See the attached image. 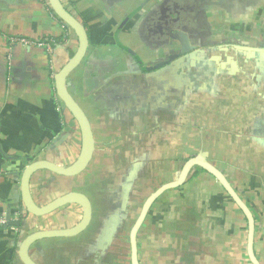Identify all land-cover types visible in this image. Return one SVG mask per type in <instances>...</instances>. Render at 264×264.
I'll list each match as a JSON object with an SVG mask.
<instances>
[{
  "label": "crops",
  "instance_id": "1",
  "mask_svg": "<svg viewBox=\"0 0 264 264\" xmlns=\"http://www.w3.org/2000/svg\"><path fill=\"white\" fill-rule=\"evenodd\" d=\"M61 2L88 36L66 86L89 119L94 152L84 173L73 177L36 171L30 191L40 205L80 191L91 201L92 217L78 235L34 242L32 259H113L116 251L109 249L129 246L144 199L200 155L250 208L254 252L264 264V0ZM178 33L195 52L193 62L184 56L175 66L169 57L182 47ZM18 37L33 43L12 40ZM37 41L48 42L51 51ZM76 48V35L46 0H0V264H23L18 248L27 233L70 227L81 217L74 204L34 217L15 197L29 162L65 166L78 155V125L54 88L56 72ZM228 55L237 63L234 74L228 64L220 66ZM8 211L11 221L25 223L8 224ZM246 236L242 211L211 174L193 167L181 186L152 204L137 234L138 260L251 264Z\"/></svg>",
  "mask_w": 264,
  "mask_h": 264
},
{
  "label": "water",
  "instance_id": "2",
  "mask_svg": "<svg viewBox=\"0 0 264 264\" xmlns=\"http://www.w3.org/2000/svg\"><path fill=\"white\" fill-rule=\"evenodd\" d=\"M47 4L51 8L54 15L63 23L66 27L74 32L77 38V48L67 59V61L60 67L54 76V88L55 93L67 111L76 121L80 131V149L77 157L73 162L68 165H60L55 162L46 159H36L29 162L21 172L20 176V191L15 195L18 202L21 203V208L34 217H42L48 215L55 210L67 206L78 205L81 208V217L74 225L65 228H51L35 230L27 233L21 240L18 248V256L23 264H38L30 256L31 245L43 238L49 237H67L74 236L82 232L89 225L92 217V205L88 196L80 191H68L63 193L45 204H37L30 191V180L32 175L38 170H49L55 174L61 176H75L82 172L91 161L94 152V135L89 122V119L74 97L71 95L66 86L68 75L72 70L82 61L86 54L88 47V36L84 25L70 12L68 11L61 0H46ZM178 37L181 40L182 47L176 54H172L169 58L173 61L174 65L178 62L177 59L183 60V57L191 58V62L194 61V49L182 33H178ZM212 59L218 63L219 56L216 55ZM166 62L159 63L155 67L164 65ZM219 64V63H218ZM228 64L229 73L234 74L238 67L236 61L232 56L228 55L224 61L220 62V66ZM151 69L153 67H147ZM193 167H199L209 174H211L216 181L221 185L223 190L235 203V205L242 211L247 222V236H246V252L251 264H260L255 252H254V217L244 200L238 195L236 190L230 184L228 179L222 173L220 169L206 160L205 157L196 155L188 158L182 165L178 172L177 177L165 182L158 186L153 192H151L142 203L139 213L135 218L130 231H129V252H130V264H139L138 260V248H137V234L142 226L146 215L148 214L152 204L156 199L166 190L173 189L181 186L186 180L189 172ZM11 214L8 211L6 219L8 224H15L19 226L23 225L24 221H11Z\"/></svg>",
  "mask_w": 264,
  "mask_h": 264
},
{
  "label": "rangeland",
  "instance_id": "3",
  "mask_svg": "<svg viewBox=\"0 0 264 264\" xmlns=\"http://www.w3.org/2000/svg\"><path fill=\"white\" fill-rule=\"evenodd\" d=\"M218 66L219 65H217V67ZM97 169H99V168H97ZM92 175H95V174L93 173ZM153 187L154 186H152V188ZM109 250L116 251V252H114V254H112V255H115V256L113 257V259L110 257V259L108 261H106L108 259V256H107L106 258H104V261L101 264H129V246L128 245L124 246L123 252H121L120 249L118 250L116 245L113 248L109 249Z\"/></svg>",
  "mask_w": 264,
  "mask_h": 264
},
{
  "label": "built area",
  "instance_id": "4",
  "mask_svg": "<svg viewBox=\"0 0 264 264\" xmlns=\"http://www.w3.org/2000/svg\"><path fill=\"white\" fill-rule=\"evenodd\" d=\"M12 40H15V41H17V42H20V43H22V44H24V45H27V44H31V43H33L32 41H30L29 39H27V38H12ZM36 45H40V46H45L46 47V50L49 52V51H51V45L48 43V42H46V41H37V42H34ZM5 221H4V219L3 218H0V223H4Z\"/></svg>",
  "mask_w": 264,
  "mask_h": 264
},
{
  "label": "flooded vegetation",
  "instance_id": "5",
  "mask_svg": "<svg viewBox=\"0 0 264 264\" xmlns=\"http://www.w3.org/2000/svg\"><path fill=\"white\" fill-rule=\"evenodd\" d=\"M178 52H179V51H178ZM178 52H177V53H178ZM175 54H176V53H175ZM188 61H189V58H188ZM87 167H88V166H87ZM87 167H86L82 172H80L79 174L84 173V171L87 169ZM79 174H77V175H79ZM75 176H76V175H75ZM71 177H73V176H71ZM98 224H99V223H96L95 226L98 227ZM89 226H90V225H88L86 228H89ZM90 228H91V227H90ZM85 230H86V229H84L83 231H85ZM83 231H82V232H83ZM88 231H89V229H88ZM82 232H80V233H82ZM86 232H87V231H86ZM80 233H79V234H80ZM77 235H78V234H77Z\"/></svg>",
  "mask_w": 264,
  "mask_h": 264
}]
</instances>
